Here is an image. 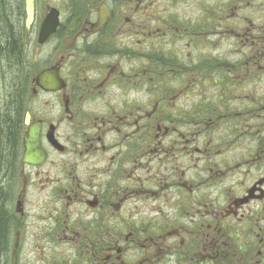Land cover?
Masks as SVG:
<instances>
[{"label":"flooded vegetation","instance_id":"flooded-vegetation-1","mask_svg":"<svg viewBox=\"0 0 264 264\" xmlns=\"http://www.w3.org/2000/svg\"><path fill=\"white\" fill-rule=\"evenodd\" d=\"M31 12L0 0V264H264V0Z\"/></svg>","mask_w":264,"mask_h":264},{"label":"rangeland","instance_id":"rangeland-1","mask_svg":"<svg viewBox=\"0 0 264 264\" xmlns=\"http://www.w3.org/2000/svg\"><path fill=\"white\" fill-rule=\"evenodd\" d=\"M162 5H163V1H162V4H161V7H162ZM164 7H165V9L162 8V10H167L168 9L169 11H171V10L174 11V13H180V12L185 10V5L184 4L183 5H179V7H177L176 11L173 8L170 9V8H168L166 6H164ZM256 21H258V22H256L257 24L255 26L262 30L264 28V12L261 13V14L256 15ZM206 46H197V57L200 60L209 59V57L207 55H205V52H206L205 47ZM259 47L264 49V40L262 41V44L259 43V46H256L255 48H259ZM176 48H181V49L189 51V52H191L193 50H196L193 47H187L186 41H184V40H180L179 44L176 45ZM215 49H216L215 54L223 53V51H224V55H226L229 60L231 59V61H233L234 59L239 58V55H241L240 51H237V52L234 51L233 55L229 56V52L226 49V46H225L224 43L216 46ZM238 49H244L243 45L239 46ZM247 49H248V47H247ZM233 50H234V48H233ZM251 55H252V52L250 51L249 58L251 57ZM247 57H248V54H247ZM212 62H213V60H211V62H208V63L213 64ZM261 65L263 67V71H260L259 76L256 79H254V82L253 81L249 82V80H248V82H247L248 84L247 85L239 87V89L237 90V93H236L237 97L238 96L244 97L247 94L249 95L251 93L253 95L257 94V96L259 98L264 99V61H261ZM223 68L224 67H222L221 69H223ZM248 69H249V72L247 73V79H249V77H251V75H254V69H253V67L251 65L248 66ZM243 75L244 74H242V76ZM247 100H251L250 96H248ZM263 102H264V100H263Z\"/></svg>","mask_w":264,"mask_h":264},{"label":"trees","instance_id":"trees-1","mask_svg":"<svg viewBox=\"0 0 264 264\" xmlns=\"http://www.w3.org/2000/svg\"><path fill=\"white\" fill-rule=\"evenodd\" d=\"M4 127L6 128L7 132H6V137L7 140L12 138V134H13V124L9 121V120H4Z\"/></svg>","mask_w":264,"mask_h":264},{"label":"water","instance_id":"water-1","mask_svg":"<svg viewBox=\"0 0 264 264\" xmlns=\"http://www.w3.org/2000/svg\"><path fill=\"white\" fill-rule=\"evenodd\" d=\"M27 6H28V12H29V16L32 15V0H27ZM31 134H35L34 132H31Z\"/></svg>","mask_w":264,"mask_h":264}]
</instances>
